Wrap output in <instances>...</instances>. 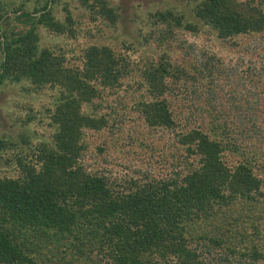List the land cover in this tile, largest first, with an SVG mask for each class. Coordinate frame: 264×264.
Listing matches in <instances>:
<instances>
[{
    "label": "trees",
    "instance_id": "trees-1",
    "mask_svg": "<svg viewBox=\"0 0 264 264\" xmlns=\"http://www.w3.org/2000/svg\"><path fill=\"white\" fill-rule=\"evenodd\" d=\"M8 1L0 0V87L59 95L39 110L48 140L0 136V159L14 169L0 173V264H264V0H184L238 57L234 65L178 39L198 28L174 9L150 14L142 36L162 49L156 59L127 44L121 54L92 44L73 64L68 51L40 47L39 29L76 40L72 1L113 27L118 7ZM60 4L65 23L53 14ZM173 49L182 56L173 60ZM109 97L129 117L108 114ZM179 100L200 121L183 122ZM30 111L18 123L32 122ZM139 124L173 137L179 155L167 173L117 180L83 164L89 131Z\"/></svg>",
    "mask_w": 264,
    "mask_h": 264
},
{
    "label": "rangeland",
    "instance_id": "rangeland-1",
    "mask_svg": "<svg viewBox=\"0 0 264 264\" xmlns=\"http://www.w3.org/2000/svg\"><path fill=\"white\" fill-rule=\"evenodd\" d=\"M21 1L9 0L8 2L13 3V7H15ZM107 1L119 9V18L115 27L102 20L90 21L89 13L80 7L77 2L72 1L69 11L76 24L75 26L83 31L80 32L79 38L76 40L63 38L62 36L48 33L44 28H40V47H54L68 51L69 54L67 56L73 64L79 63L76 58L81 54V50L92 44L109 46L118 54L125 51L123 46L127 44L140 49L141 54L156 59L160 56L162 49L156 47L153 40L145 45L142 36L144 37L146 32L150 30V14L157 10L174 9L184 13L186 19L192 23L195 22L198 28L196 33L183 31L177 33L179 35L177 36L178 39L186 41L202 52H208L212 56H216V58L224 59L225 63L231 58L233 65L235 61H238V57L231 55L230 48L224 47L220 40L217 39L215 33L211 32L209 28L203 27L194 18L191 12L193 5L187 4L184 0ZM53 14L59 22L65 23L66 12L63 10V4L58 5ZM171 53L178 54L171 56L173 60L178 56H182L175 49ZM246 68L247 64L244 63L243 66L239 67V73L245 75ZM25 86L29 85L25 83H5L0 87V136H7L14 141H18L20 136H25L33 143L48 140L51 130L48 128L46 121L41 122L39 120L42 113L39 110L45 106H51L58 98L59 92L56 89L45 88L40 93H37L32 90H25ZM228 90L230 88L225 86V92ZM177 104L182 108L183 114L181 117L183 122L194 123L200 121L199 115L197 116L187 103H180L179 100ZM104 107H106L105 111L111 116L116 113L128 116L123 114L124 110H120L121 105L119 106V102L115 97L107 98L104 102ZM29 109H32L30 115L36 116V118L26 125L18 123V118H22ZM129 115L132 118L135 117V115ZM110 119L114 122L112 117ZM124 123H127V121ZM134 128V125L130 127L128 125L122 126L121 130L114 131L113 135L109 129H105L100 133L89 131L85 140L88 144V150L83 155V164L90 170L101 171L108 177L116 178L117 180L139 178L140 175L135 174L136 170H139L140 174L148 170L153 172L163 170L164 173H167L169 170L165 166L172 164V155H179L177 149L171 148L173 137L166 135L161 137V139L160 134H155L154 131L145 128L142 124ZM132 139L135 142H132ZM105 141H107V144H104ZM140 143L143 145L141 146ZM98 146L105 148V152L99 153L97 150ZM160 161L166 163L158 166ZM7 171L14 174V169L5 166L3 160L0 159V173L10 174Z\"/></svg>",
    "mask_w": 264,
    "mask_h": 264
}]
</instances>
